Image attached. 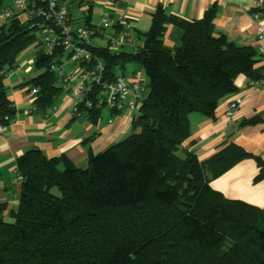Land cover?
<instances>
[{
    "label": "trees",
    "instance_id": "16d2710c",
    "mask_svg": "<svg viewBox=\"0 0 264 264\" xmlns=\"http://www.w3.org/2000/svg\"><path fill=\"white\" fill-rule=\"evenodd\" d=\"M215 15L210 7L188 21L158 7L135 52L91 47L107 80L127 63H137L148 79L132 132L90 153L85 166L63 155L49 158L39 149L22 153L11 221L3 219L0 204V264H264V207L225 197L206 175L207 169L219 175L253 157L259 167L255 179H264V160L234 143L205 162L180 150L190 134V113L213 117L219 100L237 90L238 75L264 79L252 46L215 34ZM38 21L14 16L0 24L2 125L16 114L5 74L27 47L36 48L29 80L37 89L35 108L45 111L61 90L50 64L62 51L51 56L41 51ZM170 22L182 28L174 49L162 41ZM85 24H91L89 16ZM102 109L82 110L95 118Z\"/></svg>",
    "mask_w": 264,
    "mask_h": 264
},
{
    "label": "crops",
    "instance_id": "0c3cea01",
    "mask_svg": "<svg viewBox=\"0 0 264 264\" xmlns=\"http://www.w3.org/2000/svg\"><path fill=\"white\" fill-rule=\"evenodd\" d=\"M119 8L111 9L108 0H62L75 25L97 23L100 16L113 18L125 15L131 21L135 46H140L158 7L172 16L192 21L201 18L214 7L215 34H222L238 45L252 46L257 52L256 67H264V34L258 37L259 26H264V5L257 20L251 17L257 0H117ZM5 22L0 16V24ZM182 28L174 23L165 25L163 44L174 49L181 43ZM94 45L104 47V37L93 38ZM35 45L24 49L5 74L7 97L16 109L8 125L0 123V204L5 207L2 217L11 221L10 210L18 203L20 179L15 175L17 158L28 149H39L45 156H65L76 166H85L90 153L96 154L127 137L132 132V118L126 112L111 113L101 110L99 116L86 113L77 119L72 112L70 82L68 89L56 94L53 104L45 111L35 108L29 80L35 75L30 61L35 56ZM130 51V46L121 51ZM66 67L76 69L73 63ZM20 70H16V67ZM141 70L137 63H127L119 73L132 75ZM145 82H148L144 76ZM59 84V81H58ZM237 90L222 97L213 117L198 112L189 114L190 134L180 150L193 152L205 162L230 143L237 144L253 156L264 160V83L250 87L245 75L235 79ZM60 85V84H59ZM230 101H237L233 121L228 123L224 110ZM255 118L253 123L243 120ZM111 119V122L109 120ZM259 167L253 157L243 158L219 175L209 169L206 175L210 186L229 199L243 200L264 207V179H255Z\"/></svg>",
    "mask_w": 264,
    "mask_h": 264
},
{
    "label": "built area",
    "instance_id": "2783aa9c",
    "mask_svg": "<svg viewBox=\"0 0 264 264\" xmlns=\"http://www.w3.org/2000/svg\"><path fill=\"white\" fill-rule=\"evenodd\" d=\"M111 9H118L117 0H108ZM264 0H257L255 9L251 14L257 20L261 14ZM0 16L7 21L14 16L21 20L36 21L38 27V46L48 56L62 51L58 61L50 64L62 89H68L71 81L75 83L71 89L72 112L79 119L84 114L83 108H106L111 113L131 114L147 94V82L144 72L139 69L132 75L117 73L112 80H107L104 64L96 59L91 47L93 38L104 37L107 47L111 52H120L124 47L130 46V51L135 52L131 21L125 15L113 18L110 15L100 16L97 23L75 25L69 15L68 7L62 0H5L0 8ZM264 34V26L260 25L258 37ZM73 63L76 69H67L66 63ZM33 65L34 59L31 60ZM20 70V67H16ZM264 79L248 80L250 87L263 85ZM37 92L32 89V95ZM34 104V103H33ZM238 108L237 101H230L224 116L228 123L233 121ZM133 118V116H131ZM111 122V119L109 120ZM15 175L19 178L16 170Z\"/></svg>",
    "mask_w": 264,
    "mask_h": 264
},
{
    "label": "rangeland",
    "instance_id": "374dc122",
    "mask_svg": "<svg viewBox=\"0 0 264 264\" xmlns=\"http://www.w3.org/2000/svg\"><path fill=\"white\" fill-rule=\"evenodd\" d=\"M95 40H93V42H94ZM66 67H68V65H65ZM106 110H108V109H106V108H103L102 109V112L105 114L106 113ZM138 115V109L136 108L135 110H133L132 112H131V114L129 115L130 117L131 116H133V117H136Z\"/></svg>",
    "mask_w": 264,
    "mask_h": 264
}]
</instances>
